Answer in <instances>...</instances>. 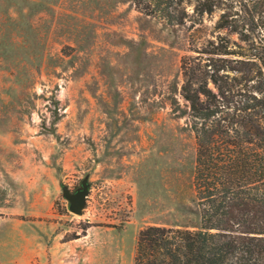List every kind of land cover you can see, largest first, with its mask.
<instances>
[{"label": "rangeland", "instance_id": "rangeland-1", "mask_svg": "<svg viewBox=\"0 0 264 264\" xmlns=\"http://www.w3.org/2000/svg\"><path fill=\"white\" fill-rule=\"evenodd\" d=\"M190 42L133 0H0V264H134L144 228L200 227Z\"/></svg>", "mask_w": 264, "mask_h": 264}, {"label": "trees", "instance_id": "trees-1", "mask_svg": "<svg viewBox=\"0 0 264 264\" xmlns=\"http://www.w3.org/2000/svg\"><path fill=\"white\" fill-rule=\"evenodd\" d=\"M133 4L169 26L189 23L181 96L197 145L193 186L201 219L194 230H141L134 264H264V0ZM216 13L212 31L197 27Z\"/></svg>", "mask_w": 264, "mask_h": 264}, {"label": "water", "instance_id": "water-1", "mask_svg": "<svg viewBox=\"0 0 264 264\" xmlns=\"http://www.w3.org/2000/svg\"><path fill=\"white\" fill-rule=\"evenodd\" d=\"M90 175L87 174L81 181V184L75 191H71L70 188L60 181V187L62 189V196L68 202V210L76 216H83L86 209L87 198L90 193Z\"/></svg>", "mask_w": 264, "mask_h": 264}, {"label": "flooded vegetation", "instance_id": "flooded-vegetation-1", "mask_svg": "<svg viewBox=\"0 0 264 264\" xmlns=\"http://www.w3.org/2000/svg\"><path fill=\"white\" fill-rule=\"evenodd\" d=\"M80 184H81V182H80ZM80 184H79V186H80ZM79 186H78V187H79ZM78 187H77V188H78ZM75 190H76V189H75ZM75 190H74V191H75ZM72 192H73V191H72Z\"/></svg>", "mask_w": 264, "mask_h": 264}]
</instances>
